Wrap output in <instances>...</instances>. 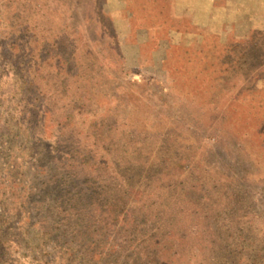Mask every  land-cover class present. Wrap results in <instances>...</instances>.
<instances>
[{
    "label": "rangeland",
    "instance_id": "rangeland-1",
    "mask_svg": "<svg viewBox=\"0 0 264 264\" xmlns=\"http://www.w3.org/2000/svg\"><path fill=\"white\" fill-rule=\"evenodd\" d=\"M216 261L264 264V0H0V264Z\"/></svg>",
    "mask_w": 264,
    "mask_h": 264
},
{
    "label": "trees",
    "instance_id": "trees-1",
    "mask_svg": "<svg viewBox=\"0 0 264 264\" xmlns=\"http://www.w3.org/2000/svg\"><path fill=\"white\" fill-rule=\"evenodd\" d=\"M73 175H75V174H73ZM130 205H132V204L129 203V205H128L124 199L110 202V205H109L107 212H106V215H105L106 216L105 220L115 222L114 224L121 223V225H124V226H127V224L130 222L133 224V221L135 220V218L133 216V209L131 208ZM81 235H82V233H80L78 231L77 236L82 241L84 239H83V237H81ZM101 241H104V240L94 239L93 245L97 246V245H99V242H101ZM85 242H88V241L86 240ZM77 245H80V244H77ZM80 246H77V248L78 249L84 248L83 246H81L82 248ZM159 247H160V245H159ZM146 256H147V254H146ZM127 258H130V256L128 255ZM215 264H221V262L216 261ZM222 264H227V263L222 262Z\"/></svg>",
    "mask_w": 264,
    "mask_h": 264
}]
</instances>
